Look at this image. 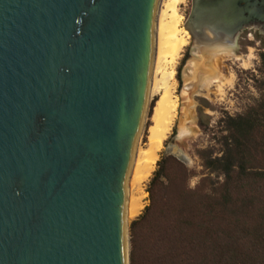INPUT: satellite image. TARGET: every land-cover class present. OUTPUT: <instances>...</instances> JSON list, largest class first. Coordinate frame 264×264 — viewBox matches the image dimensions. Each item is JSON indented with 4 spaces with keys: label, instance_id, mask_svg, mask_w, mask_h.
Segmentation results:
<instances>
[{
    "label": "water",
    "instance_id": "1",
    "mask_svg": "<svg viewBox=\"0 0 264 264\" xmlns=\"http://www.w3.org/2000/svg\"><path fill=\"white\" fill-rule=\"evenodd\" d=\"M202 1L264 24V1L193 0L192 36ZM157 2L0 0V264H130Z\"/></svg>",
    "mask_w": 264,
    "mask_h": 264
},
{
    "label": "trees",
    "instance_id": "2",
    "mask_svg": "<svg viewBox=\"0 0 264 264\" xmlns=\"http://www.w3.org/2000/svg\"><path fill=\"white\" fill-rule=\"evenodd\" d=\"M226 132L221 156L200 153L208 177L194 189L181 163L157 162L130 228V264H264V98Z\"/></svg>",
    "mask_w": 264,
    "mask_h": 264
},
{
    "label": "rangeland",
    "instance_id": "3",
    "mask_svg": "<svg viewBox=\"0 0 264 264\" xmlns=\"http://www.w3.org/2000/svg\"><path fill=\"white\" fill-rule=\"evenodd\" d=\"M190 1L184 0L180 7V15L184 19L183 28H185L189 16ZM191 40L193 39L191 38ZM237 45L238 48L235 51L224 50L206 56V65L202 68L207 72L205 80L196 87L193 93H189L187 96L184 95L183 88L190 72L188 66L182 68L181 66L189 45L184 48L180 59L174 65V97L178 100V116L159 154V161L172 158L181 163L189 174L188 185L191 189L196 188L203 178L208 177L200 153L211 151L215 156H221L222 140L227 135L226 120L245 115L264 98L262 68L264 34L245 37L243 41L239 40ZM207 49L217 51L214 44L207 45L203 51ZM179 69L182 71L181 78L184 79L182 88L178 80ZM156 100L157 98H153L148 103L141 137L142 144L147 143V127L151 124L150 116ZM150 180L144 186L145 207L149 200L148 184ZM211 180L215 186H218L216 185L218 181L222 182V178H217L215 175L211 176ZM212 188H209L208 191L212 192ZM135 220L128 226L129 238L130 228Z\"/></svg>",
    "mask_w": 264,
    "mask_h": 264
},
{
    "label": "bare ground",
    "instance_id": "4",
    "mask_svg": "<svg viewBox=\"0 0 264 264\" xmlns=\"http://www.w3.org/2000/svg\"><path fill=\"white\" fill-rule=\"evenodd\" d=\"M184 0H158L154 18L153 61L150 75L148 103L157 98L147 127V143L142 144L144 122L140 130L133 163L127 180L126 226L135 220L145 208L144 186L156 170L159 154L177 119L178 100L174 97V65L180 59L191 37L195 50L207 45L224 51L228 43L234 44L232 34H238L236 24L223 25L209 20V1L197 5V20L193 24V36L183 28L180 7ZM213 35H211V34Z\"/></svg>",
    "mask_w": 264,
    "mask_h": 264
},
{
    "label": "flooded vegetation",
    "instance_id": "5",
    "mask_svg": "<svg viewBox=\"0 0 264 264\" xmlns=\"http://www.w3.org/2000/svg\"><path fill=\"white\" fill-rule=\"evenodd\" d=\"M255 1L258 4L257 7L260 8V4L264 0H253L252 3L254 4ZM190 5L191 7H190L189 16L193 10V0L190 1ZM242 6H244V4ZM246 16L249 15L247 14ZM261 33L264 34V24L257 21L256 19H253V21L243 25L242 29L238 30V34L237 33L232 34L233 39H235L234 44L228 43L224 46V49L228 50V52L235 51L238 48L237 43L239 42V40L243 41V38L245 37L259 35ZM215 52H219V51H212L208 49L205 51L195 50L194 41L193 40L190 41L189 49L184 57L183 65L181 66V68L185 66L189 67L190 74H188L185 80L186 81L185 86H184V79L181 78L182 75L181 69H179L178 72L180 87L182 88L184 86L183 93L185 96L189 95V93H193L196 87L200 83L204 82L207 72L204 71L202 68L203 66L206 65V61H207L206 56L210 53H215Z\"/></svg>",
    "mask_w": 264,
    "mask_h": 264
}]
</instances>
